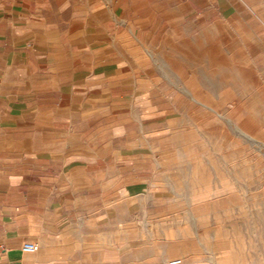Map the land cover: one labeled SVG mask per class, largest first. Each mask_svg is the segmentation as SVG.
Instances as JSON below:
<instances>
[{
  "label": "crops",
  "instance_id": "1",
  "mask_svg": "<svg viewBox=\"0 0 264 264\" xmlns=\"http://www.w3.org/2000/svg\"><path fill=\"white\" fill-rule=\"evenodd\" d=\"M261 15L255 0H0V264H253L251 214L208 213L129 146L136 104L155 113L163 90L171 113L244 97L264 131ZM181 121L168 141L189 150L199 126ZM233 237L242 263L222 261Z\"/></svg>",
  "mask_w": 264,
  "mask_h": 264
},
{
  "label": "rangeland",
  "instance_id": "2",
  "mask_svg": "<svg viewBox=\"0 0 264 264\" xmlns=\"http://www.w3.org/2000/svg\"><path fill=\"white\" fill-rule=\"evenodd\" d=\"M262 1L264 2L255 0V5ZM255 25L256 28H264V15L259 17ZM172 97L169 90L161 91L158 95V101L161 103L157 104L155 113L149 111V97L143 96L142 101L136 104L141 107L140 119L138 118L130 132H135V138L140 137L141 141L129 147L150 155L143 160L130 161V164H142L155 170L162 168L179 170L171 177L175 186L188 184L191 199L204 200L208 213L214 211L215 203H222L223 219L235 217L241 212L251 214L252 236L248 238V243L252 247L253 264H264V131L259 127L262 124V115L260 114L259 120L251 119V115L245 112L242 104L245 98L230 96L222 97L218 105H207L211 110L202 108L196 110L193 107L195 103L191 102L187 103L182 113H171L168 111L174 105ZM183 116H188L194 126H199L195 131H199L202 137V142L199 145H191L189 150L184 146L172 145L168 141L170 135L179 130ZM171 118H178L179 125L166 131V123ZM133 133L126 136L133 137ZM123 135L118 129H110L111 152L118 151V138ZM171 153L175 157L166 159L165 154ZM183 153L201 159L183 160L181 159ZM210 240L212 247L214 242L212 238ZM229 240L223 236V244ZM231 240L235 244L234 250L227 251L223 248L222 253L227 252L228 256L222 255V261L231 258L234 263H237V260L238 263H242L244 256H240V253H245V249L241 248L238 251L237 246L239 244L244 246L245 239L233 237ZM210 251L211 254L217 253V250ZM230 253L233 254L232 257ZM213 259V256L206 255V260H210L208 264H214Z\"/></svg>",
  "mask_w": 264,
  "mask_h": 264
},
{
  "label": "built area",
  "instance_id": "3",
  "mask_svg": "<svg viewBox=\"0 0 264 264\" xmlns=\"http://www.w3.org/2000/svg\"><path fill=\"white\" fill-rule=\"evenodd\" d=\"M263 67H264V63H263ZM36 249H37V245L32 242H26L21 246V250L25 253H32L36 251Z\"/></svg>",
  "mask_w": 264,
  "mask_h": 264
}]
</instances>
